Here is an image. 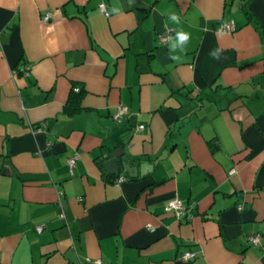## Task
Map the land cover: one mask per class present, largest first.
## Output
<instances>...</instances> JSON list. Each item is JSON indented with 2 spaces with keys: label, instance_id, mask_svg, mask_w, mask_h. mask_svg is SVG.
<instances>
[{
  "label": "crops",
  "instance_id": "1",
  "mask_svg": "<svg viewBox=\"0 0 264 264\" xmlns=\"http://www.w3.org/2000/svg\"><path fill=\"white\" fill-rule=\"evenodd\" d=\"M242 3L0 0V264H264V0ZM117 147L152 169L109 181Z\"/></svg>",
  "mask_w": 264,
  "mask_h": 264
},
{
  "label": "built area",
  "instance_id": "2",
  "mask_svg": "<svg viewBox=\"0 0 264 264\" xmlns=\"http://www.w3.org/2000/svg\"><path fill=\"white\" fill-rule=\"evenodd\" d=\"M104 6L103 4L100 5V9L101 7ZM106 16H108L109 12L107 10L106 7L103 8L102 11ZM50 17V13L46 12L43 16V20H48ZM235 29L234 26V22L232 20L230 21H224L219 23V25L217 26V30H219L220 32H232ZM171 31H167L166 33H164L161 37L160 40L162 42H165V40L167 39L168 35L170 34ZM24 73L28 72V68L27 67H23L21 69ZM127 113V107L125 105H119L117 107L116 112L113 114V118L116 121H120V119ZM139 129H142L143 126H139ZM79 158L78 153H75L74 155H72L71 157H69L67 159V165L70 169V171H72L73 167L75 166V163L77 161V159ZM233 172V170L231 171ZM124 180H126V176L125 175H119L114 179V183H121ZM192 205H185L181 200L179 199H173L171 201H169L166 206H165V211L172 213L177 219H180L181 217H191V210ZM148 229H152L151 225H147ZM42 227H38L37 230L41 231ZM260 238L261 235L259 233H254V234H249L247 237V242L249 245H258L260 242ZM195 253L192 251H183L182 253H180V259L182 260H190L192 258H194ZM95 264H102L101 261L99 259H96L94 261Z\"/></svg>",
  "mask_w": 264,
  "mask_h": 264
},
{
  "label": "water",
  "instance_id": "3",
  "mask_svg": "<svg viewBox=\"0 0 264 264\" xmlns=\"http://www.w3.org/2000/svg\"><path fill=\"white\" fill-rule=\"evenodd\" d=\"M123 150L119 147L103 151L100 157L102 161L103 170L110 176H119L122 173H126L129 177H137L138 174L144 175L152 169V165L147 161H141L138 165H131L130 163H124Z\"/></svg>",
  "mask_w": 264,
  "mask_h": 264
},
{
  "label": "clouds",
  "instance_id": "4",
  "mask_svg": "<svg viewBox=\"0 0 264 264\" xmlns=\"http://www.w3.org/2000/svg\"><path fill=\"white\" fill-rule=\"evenodd\" d=\"M129 3H130V6L132 5V3H133V0H129ZM104 7H106V6H102L101 7V11H103V8ZM113 12H119V9H113ZM169 19L171 20V21H173L174 23H176V24H179L180 23V17L178 16V15H176L175 13H171L170 15H169ZM219 31V30H218ZM168 39L169 40H171L172 38L171 37H168ZM189 40H190V34L189 33H187V32H185V31H183V30H178L177 32H176V43H174L173 45H172V49L174 50L175 49V47L177 46V44L181 47V50L182 51H184L185 50V45L189 42ZM171 59L172 60H174V61H179L180 60V58L179 57H177V56H175V55H173L172 57H171Z\"/></svg>",
  "mask_w": 264,
  "mask_h": 264
},
{
  "label": "trees",
  "instance_id": "5",
  "mask_svg": "<svg viewBox=\"0 0 264 264\" xmlns=\"http://www.w3.org/2000/svg\"><path fill=\"white\" fill-rule=\"evenodd\" d=\"M250 1L251 0H243V3H242V5H243V8H244V11L247 13V14H249V11H248V4L250 3ZM249 15H251V14H249ZM71 91H72V93L74 94V96H79V95H81L82 94V88H80L79 86L77 87V86H72V88H71ZM78 110V108H70L69 109V112H72V113H74V112H76ZM117 176H108V175H106V178L109 180V181H114V179L116 178Z\"/></svg>",
  "mask_w": 264,
  "mask_h": 264
}]
</instances>
